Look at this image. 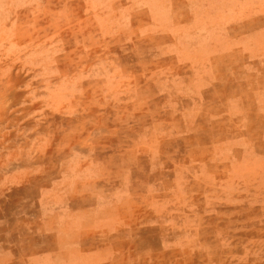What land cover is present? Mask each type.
I'll return each mask as SVG.
<instances>
[{"label":"rangeland","instance_id":"374dc122","mask_svg":"<svg viewBox=\"0 0 264 264\" xmlns=\"http://www.w3.org/2000/svg\"><path fill=\"white\" fill-rule=\"evenodd\" d=\"M168 1L0 0V264H78L80 243L79 264H264V139L189 152L190 79L146 6L174 1L182 23L207 14ZM183 192L200 199L186 212Z\"/></svg>","mask_w":264,"mask_h":264},{"label":"crops","instance_id":"0c3cea01","mask_svg":"<svg viewBox=\"0 0 264 264\" xmlns=\"http://www.w3.org/2000/svg\"><path fill=\"white\" fill-rule=\"evenodd\" d=\"M207 5H193L192 0L185 1L184 5L180 6L183 14L207 15L183 23L175 18L178 11L174 1L146 6L153 9L154 16L153 20L150 19L151 23L147 25V29L162 30L171 36L166 42L170 47L169 54L176 60L178 57L179 67H183L185 76H189V85H185L183 90L186 111L183 125L190 128L185 130L183 140L190 142L193 149L189 152H193L196 147L206 150V146H214L216 157H220L224 155V148L227 146L225 143L264 139V7H259V10L247 6L241 11L234 8L221 10L219 6L214 8ZM142 11L137 9L139 14ZM227 11L228 17H231L222 21L220 17ZM213 14L215 15L211 16ZM143 26L145 25H141V28ZM177 31H186V37L179 36V33L177 36ZM179 46L183 47V50H179ZM140 71L143 72V68ZM141 75L144 78V73ZM148 75L155 78L156 73L150 72ZM143 87L141 86V89ZM141 89L136 86L138 93L142 92ZM158 90L159 93L164 91L165 94L171 92V89ZM137 106L144 109L143 103L138 102ZM164 109L174 110L176 105ZM213 110L214 113H211ZM162 139L168 141L170 137ZM216 170L214 168L211 172ZM193 185L196 187L194 190L209 186L208 182L202 181ZM195 194L187 193L184 196V192L181 193V197L174 199L177 201L175 205L182 206L181 209L186 212L192 205V199L200 200ZM132 200L129 195L123 196L120 198V204L127 205V202ZM172 202L169 201L168 204ZM154 206L157 207L154 210L156 212L162 205L160 201L155 200ZM163 208L165 209V206ZM179 216L181 215L173 214L171 218L176 220ZM186 232H182L181 236L188 237ZM76 234L80 233H75L72 238H75ZM174 238L177 241L175 244L180 245L178 237ZM60 241V236H57V242ZM82 246L80 243L79 247L68 248L73 254L72 262L79 264L77 255L83 253ZM43 250L44 248L41 251ZM64 252L63 248H57V256L63 255ZM59 263L63 264L62 261Z\"/></svg>","mask_w":264,"mask_h":264}]
</instances>
